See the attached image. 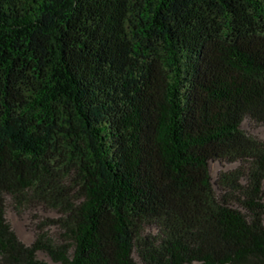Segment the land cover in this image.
Listing matches in <instances>:
<instances>
[{"label": "trees", "instance_id": "trees-1", "mask_svg": "<svg viewBox=\"0 0 264 264\" xmlns=\"http://www.w3.org/2000/svg\"><path fill=\"white\" fill-rule=\"evenodd\" d=\"M245 121L264 0H0V264H264ZM9 204L56 210L58 237L25 243Z\"/></svg>", "mask_w": 264, "mask_h": 264}, {"label": "rangeland", "instance_id": "rangeland-1", "mask_svg": "<svg viewBox=\"0 0 264 264\" xmlns=\"http://www.w3.org/2000/svg\"><path fill=\"white\" fill-rule=\"evenodd\" d=\"M245 125L247 128L249 127L252 132L264 137V125L252 124L249 121H245ZM232 166H234V164L229 162L214 161L212 163L214 177H217L220 170L229 169ZM6 216L20 239L27 244L34 242L39 232V228L42 227V225L43 228L48 230L52 236L58 237L60 231L59 228L56 225L49 224L51 218L59 216V213L56 210L42 206H29L23 210H16L9 204ZM38 256L53 264H61L60 262H55L46 251L39 250ZM136 257H138L137 254Z\"/></svg>", "mask_w": 264, "mask_h": 264}]
</instances>
